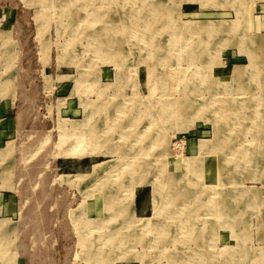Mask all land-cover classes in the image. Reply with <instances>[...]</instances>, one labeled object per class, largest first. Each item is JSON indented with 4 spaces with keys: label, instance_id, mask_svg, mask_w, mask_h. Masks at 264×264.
<instances>
[{
    "label": "rangeland",
    "instance_id": "rangeland-1",
    "mask_svg": "<svg viewBox=\"0 0 264 264\" xmlns=\"http://www.w3.org/2000/svg\"><path fill=\"white\" fill-rule=\"evenodd\" d=\"M4 108L0 264H264V0H0Z\"/></svg>",
    "mask_w": 264,
    "mask_h": 264
},
{
    "label": "crops",
    "instance_id": "crops-1",
    "mask_svg": "<svg viewBox=\"0 0 264 264\" xmlns=\"http://www.w3.org/2000/svg\"><path fill=\"white\" fill-rule=\"evenodd\" d=\"M8 110L4 108V111L0 112L1 117H7ZM4 123L1 125L0 135H7L9 133V120L8 117L4 118ZM139 195V196H138ZM135 198V213L137 216H146L149 214V204L147 206L142 203V196L138 194Z\"/></svg>",
    "mask_w": 264,
    "mask_h": 264
}]
</instances>
